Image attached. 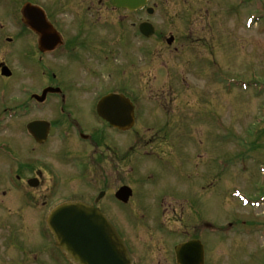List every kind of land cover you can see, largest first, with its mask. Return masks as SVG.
I'll return each instance as SVG.
<instances>
[{"label": "flooded vegetation", "instance_id": "af4514ba", "mask_svg": "<svg viewBox=\"0 0 264 264\" xmlns=\"http://www.w3.org/2000/svg\"><path fill=\"white\" fill-rule=\"evenodd\" d=\"M27 1L34 4L31 0ZM196 5L197 9L190 12H165V22L170 24L172 29L166 31V39H171L170 42H166L168 49L166 55L169 57L170 63L172 56L181 59L182 54L187 53L190 49L200 48V57L202 50L209 48L207 45L210 41L208 37L210 33H212V47L214 48V44H217L218 34L208 21L210 15L203 11L201 0H197ZM54 6L55 9L51 15L46 10L45 14L59 35L60 42H55L47 53L40 52L37 49L38 44L33 46L32 53L25 52L22 49H26L27 42H24L20 52V60L24 61V64L32 62L33 65L34 63L39 67L36 71H39L43 79L47 78L44 88L52 87L53 89L44 93L40 100L44 88L39 92L31 93L22 85L21 94L26 97L21 102L20 100L15 101L18 104L13 105L10 96L6 93L10 84L7 83L5 87L0 88L2 90L0 95V136L3 133L6 135L0 141V163L3 162L0 165L4 167L5 171L0 178L5 179L7 184L6 189L1 190L2 196L9 198V207L15 200V208L21 213L26 211L30 216L27 220L33 222L31 224L41 226L36 228L37 243H39L35 245L39 250L32 252L31 255L21 252L20 259H17L16 263L70 264L56 248L46 226L44 228L46 215L53 207V205L47 206V201L55 194V206L66 200H81L99 208L123 239L133 258V264H177L173 245L171 249L168 248L170 252H167L160 245L163 240H160L157 235L164 238V235L179 234L181 238L179 242L201 240L203 243L201 238L204 224L201 223L199 211L202 209V205L196 199V202L188 199L192 194L187 195V191L180 184L176 186L173 184L174 187L165 186L170 189L164 193L156 194L154 192L153 196L148 195L153 194L152 187H156L165 176L171 175V180H173L171 184L179 183L184 176L187 132L184 124L178 123L176 120L178 116V119L182 115L186 117V110L179 106H172V101L168 100L166 110L168 120L160 126L146 127V131L151 137L145 138V145L140 148L144 151L145 157L149 156L157 169L150 172V175L135 174L131 170L129 172L130 179L126 184L119 177L121 171L118 170L122 168L119 163L123 159L121 153L124 152L121 136L128 131L137 135L136 128L141 127L136 102L139 92V86L136 83L140 74L139 62L142 60L139 53L142 50L143 57L154 55L156 31L148 38H143L138 27L141 22L139 13L144 12L145 9L130 12L113 7L109 0H55ZM124 20L129 22V27L128 30H125L126 35L119 37L120 48H123L120 49L124 56H122L123 62L120 64L119 70L117 68L112 70L114 78L120 79L119 84H123V89L104 91L105 93L97 92L94 99L91 100L87 94L88 89L85 88L88 85L75 87L70 79L77 77L79 80L77 83L80 84L81 79H84L89 72H92L91 76L101 75V69L90 68V70L86 65L89 60L91 61L90 56L87 55L89 35L98 25L101 27L108 25L113 28L112 30L124 29L122 25ZM184 21L185 24L180 26ZM1 29H3L2 25H0ZM15 29L19 30L18 33L26 31L33 33L21 21L18 22ZM5 41L9 44L11 38H6ZM139 45L142 46L139 47ZM100 53L106 55L102 51ZM43 55H52L50 72L42 61ZM97 58H101L100 55ZM103 58L106 59L108 56ZM214 59L212 57V61ZM195 60H198V57ZM185 66L183 64L181 68L183 73H187L184 70ZM11 76L0 75V80L6 83L4 80H10ZM183 80L185 81V79ZM62 82L66 83L65 86L61 85ZM88 87L92 88V85ZM108 93L122 94L133 105V123L126 132L111 126L97 113L96 107L99 99ZM97 96L100 98L96 101ZM47 107H49L48 110ZM43 121L47 125L45 132L38 127L32 128V125ZM31 123L33 124L29 128ZM13 143L16 147H13ZM245 143L247 142L245 141ZM146 145L149 146L148 150L144 148ZM246 146L248 147L246 144L243 145L244 153L240 152L238 158L247 160L250 148ZM109 152L111 153L109 154ZM109 156H112V159L109 160ZM48 158L49 160H47ZM216 164L218 165L217 162ZM196 166L198 167L197 163ZM108 167L114 171V174L109 173ZM175 169L178 170V173L174 172ZM47 178L50 181H47ZM263 182L264 180H261V184ZM212 184V187L215 188L216 181H212ZM110 185L114 186L112 191L109 190ZM122 186H128L131 191L125 205H134V209L141 211L140 214L135 213L138 221L134 220V223L126 214L129 220L123 228L117 226L114 222L115 217L105 211L106 206L117 208L123 206V203L115 197L116 191ZM142 188H151V190L144 193ZM260 188L262 191L258 197L263 199L261 205L264 206V186ZM65 191L67 192L64 193ZM107 193H111V195L108 197ZM248 195L250 196V194ZM148 197L150 200L152 198V203L144 201ZM166 198L170 200V208L165 206ZM236 205H238L237 202ZM156 208L158 211L161 210V216L159 217V213H157L155 218L149 220V210H156ZM165 209H169V212ZM187 209L191 211L189 212ZM193 210L194 212H192ZM166 212L169 213L168 219L165 218ZM247 213L248 215L243 213L242 221L234 217L229 225L234 237L242 235L251 242L254 236H259L261 242L257 246L258 248L250 249L244 255L247 264L248 262L249 264H264V220L257 217L256 213L252 212V214L251 211H247ZM246 216L251 217L246 218ZM259 218L261 220H257ZM27 220L24 219L29 223ZM128 226L133 227L134 232L141 230L143 235L149 239L154 246L153 250L151 249L152 245L149 246L150 254L144 250L145 246L140 247L136 245L134 239L129 238L131 229ZM145 242L147 243L148 240ZM41 253H44V256ZM204 264H207V251L204 254Z\"/></svg>", "mask_w": 264, "mask_h": 264}, {"label": "rangeland", "instance_id": "374dc122", "mask_svg": "<svg viewBox=\"0 0 264 264\" xmlns=\"http://www.w3.org/2000/svg\"><path fill=\"white\" fill-rule=\"evenodd\" d=\"M10 1L14 4L12 11L7 8L10 6ZM10 1L0 0V25L3 26V29L0 30V61L10 69L12 76L10 80H4L6 83L0 80V88L5 87L7 83L10 84L12 88H7L6 93L10 96L12 104L16 105L18 103L15 101L20 100L21 102L26 97L21 94L23 87L31 93L39 92L46 86L47 78L43 79L39 71H36L39 67L34 63L33 65L32 62L24 64V61L20 60L24 42H27V45L26 49L22 50L32 53L33 46L37 45L35 43L37 36L29 31L18 33L19 30L15 29L16 19L21 17V6L28 1ZM31 1L45 7L49 15L55 9V0ZM151 1V6L156 4L154 14L149 16L156 29L155 53L146 57L142 56V50L139 53L142 60L139 62L140 74L136 83L139 86V92L136 102L141 127L136 128L137 135L128 131L121 136L124 152L121 153L123 159L119 163L120 167L122 166L118 169L121 171L119 177L126 184L130 179L129 172L131 170L135 174L150 175V172L157 169L149 156L145 157L144 151L140 148L145 145V138L151 137L146 131V127L160 126L168 120L166 118L168 100L172 101V106H179L186 110V117L182 115L178 119V116L176 120V122L184 124L187 132L184 176L179 183L172 184L171 175L165 176L156 187H152L153 194L148 196H153L154 192L156 194L164 193L170 189L165 187L167 185L180 184L187 191V195L192 194L188 199L194 201L196 199L202 205V209L199 210L201 223L204 224L201 239L207 251V264H247L244 254L250 249L258 248L261 239L256 235L249 242V239L242 235L234 237L229 223L234 217L242 221L241 217L243 213L248 215L247 211L256 213L257 217L264 220V206L254 209L244 208L241 205H236V198L234 199L232 196L233 191L238 188L240 193L246 194L247 198H255L262 191L260 187L264 186V182L261 184V180H264V172H260V166H264V0H201L203 11L210 15V20L208 19L210 26L218 34L217 44H214V48L212 47V33H210L208 36L210 41L207 45L209 48L202 50L200 57V48L190 49L187 53L182 54L181 59L172 56L171 63L166 55L168 51L166 42H170V39H166V31L172 29L170 24L165 22V12H190L197 9V0ZM84 9H86L85 6ZM139 17L144 19L146 15L139 13ZM251 17L255 18L252 20ZM250 20H252L251 24ZM184 24L185 21L180 26ZM122 25L124 29L115 30H112L113 28L108 25H103V27L98 25L89 35L87 55L90 56L91 61L89 60L86 65L88 69H101V75L91 76L92 72H89L86 79L84 78L85 80L81 79L80 84L77 83L79 81L77 77L70 79L75 87L92 85V88L85 87L88 89L87 94L91 100L94 99L97 92L105 93L104 91L123 89V84H119L120 79L114 78V71H112L115 68L119 70L120 64L123 62V53L120 50L123 48H120L119 37L126 35L125 30H128L129 22L124 20ZM6 38H11L9 44L5 41ZM141 46L139 45V47ZM100 51L106 55H102ZM99 55L101 58H97ZM43 56L42 61L50 72L52 55ZM104 56H108V58L104 59ZM196 57L198 60H195ZM212 57L215 58L214 63ZM1 63L0 67H2ZM183 64L186 65L184 70L187 73L181 71ZM65 84V82L61 83L62 86ZM82 89L84 88L82 87ZM99 98L97 96L95 100L97 101ZM48 108L46 109L48 110ZM143 110L144 113H142ZM5 137L6 135L3 133L0 136V141ZM244 140L247 141L248 147H246L250 148L249 157L247 160H238L239 153H244L242 146ZM12 145L16 147L15 143ZM148 147V145L144 146L146 150ZM108 159H112V156H109ZM216 159L220 161V166L216 164ZM108 169L109 173L114 174L113 170L109 167ZM174 172L178 173V170L175 169ZM2 173L4 175L5 171L4 167L0 165V176ZM46 180L50 181L49 178ZM212 181H216L215 188L212 187ZM5 186H7L5 179H1L0 264H17L16 260L20 259L21 252L31 255L32 252L39 250L35 245L39 243H37L36 228L41 226L31 224L33 222L27 220L30 217L27 212L21 213L15 208V200L9 207V198L2 196L1 192L2 189H6ZM256 186L259 187L256 188ZM113 189L114 186L110 185L109 190ZM141 190L146 193L151 188H142ZM240 193L237 192L242 197ZM107 195L109 197L111 193H107ZM156 196L159 197V195ZM144 201L153 202L149 197ZM165 201V206L170 208V200L166 198ZM47 203V206H55V194L50 197ZM133 207L135 206L131 204L127 206L123 204L118 208L106 206L105 211L115 217L114 222L117 226L123 228L126 223L128 224V218L132 223L134 220L138 221L135 213L140 214L141 211ZM149 211V220L155 218L157 213H159V217L161 216V210L158 211L157 208ZM165 211L169 212V209H165ZM187 211L191 210L187 209ZM167 212L165 218L168 219L169 213ZM248 217L246 216V218ZM260 218L257 220H261ZM128 228L131 229L129 238L134 239L136 245L145 246L144 250L150 254L149 246L152 243L149 239L143 235L141 230L134 232L133 227L128 226ZM157 236L163 240L161 241L163 245H160L167 252H170L168 248L171 249L172 245L179 243L181 239L179 234L164 235V238L161 235ZM146 240H148L147 243ZM153 247L152 245V250ZM41 255L44 256V253Z\"/></svg>", "mask_w": 264, "mask_h": 264}, {"label": "water", "instance_id": "95a60500", "mask_svg": "<svg viewBox=\"0 0 264 264\" xmlns=\"http://www.w3.org/2000/svg\"><path fill=\"white\" fill-rule=\"evenodd\" d=\"M148 0H110L117 6L135 10L146 5ZM22 21L39 35L41 51L53 47L57 34L47 22L42 10L29 3L21 8ZM140 30L150 35L153 28L142 24ZM2 74L9 72L4 67ZM48 90L45 89L44 92ZM98 114L112 126L128 129L132 122V105L121 95L108 94L97 105ZM45 132L47 125H32ZM127 187L121 188L117 197L126 201ZM47 227L52 233L56 247L72 264H132L122 239L107 217L96 207L82 201H66L54 207L47 216ZM178 264H203L202 246L197 241L180 244L175 248Z\"/></svg>", "mask_w": 264, "mask_h": 264}]
</instances>
